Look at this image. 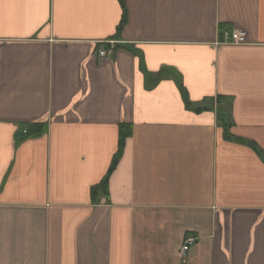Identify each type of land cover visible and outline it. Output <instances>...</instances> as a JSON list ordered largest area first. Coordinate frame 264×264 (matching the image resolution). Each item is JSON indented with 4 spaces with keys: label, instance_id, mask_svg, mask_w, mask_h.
<instances>
[{
    "label": "crops",
    "instance_id": "0c3cea01",
    "mask_svg": "<svg viewBox=\"0 0 264 264\" xmlns=\"http://www.w3.org/2000/svg\"><path fill=\"white\" fill-rule=\"evenodd\" d=\"M0 264H264V0H0Z\"/></svg>",
    "mask_w": 264,
    "mask_h": 264
},
{
    "label": "built area",
    "instance_id": "2783aa9c",
    "mask_svg": "<svg viewBox=\"0 0 264 264\" xmlns=\"http://www.w3.org/2000/svg\"><path fill=\"white\" fill-rule=\"evenodd\" d=\"M221 42L226 45H243L246 42V34L243 31L234 30V31H223L221 34ZM111 47L106 50H98L97 56L99 60H107L109 53L111 52ZM195 244V238L189 236L186 238L181 252L186 253L193 245Z\"/></svg>",
    "mask_w": 264,
    "mask_h": 264
},
{
    "label": "trees",
    "instance_id": "16d2710c",
    "mask_svg": "<svg viewBox=\"0 0 264 264\" xmlns=\"http://www.w3.org/2000/svg\"><path fill=\"white\" fill-rule=\"evenodd\" d=\"M219 100V99H218ZM185 103H186V106H188L189 108H191L192 107V105L185 99ZM219 120H220V122H224V127L225 128H227L226 127V125H225V121H224V117H223V115L221 116V115H219ZM127 135H128V130H124V131H122V133H121V138H120V148H121V146H122V144H123V141H124V139H125V137H127ZM113 167V166H112ZM105 184H106V179L103 181V183L101 184V188L103 189V187L105 186ZM95 193V191L93 192V194Z\"/></svg>",
    "mask_w": 264,
    "mask_h": 264
}]
</instances>
